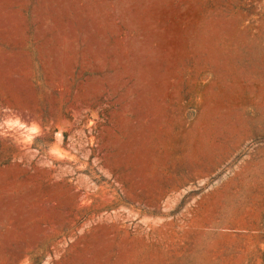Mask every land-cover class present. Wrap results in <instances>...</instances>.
Segmentation results:
<instances>
[{"label": "rangeland", "instance_id": "obj_1", "mask_svg": "<svg viewBox=\"0 0 264 264\" xmlns=\"http://www.w3.org/2000/svg\"><path fill=\"white\" fill-rule=\"evenodd\" d=\"M0 264H264V0H0Z\"/></svg>", "mask_w": 264, "mask_h": 264}]
</instances>
